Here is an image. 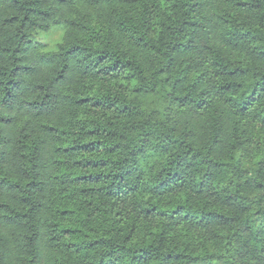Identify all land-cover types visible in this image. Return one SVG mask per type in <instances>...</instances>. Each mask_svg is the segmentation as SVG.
I'll use <instances>...</instances> for the list:
<instances>
[{"label":"trees","instance_id":"1","mask_svg":"<svg viewBox=\"0 0 264 264\" xmlns=\"http://www.w3.org/2000/svg\"><path fill=\"white\" fill-rule=\"evenodd\" d=\"M0 264H264V0H0Z\"/></svg>","mask_w":264,"mask_h":264},{"label":"rangeland","instance_id":"2","mask_svg":"<svg viewBox=\"0 0 264 264\" xmlns=\"http://www.w3.org/2000/svg\"><path fill=\"white\" fill-rule=\"evenodd\" d=\"M63 33L64 28L61 25H53L48 31H39L35 35L37 45L43 50L55 49L56 44L61 41ZM143 101H147V104L159 109L163 106L162 99L155 95H145Z\"/></svg>","mask_w":264,"mask_h":264},{"label":"clouds","instance_id":"3","mask_svg":"<svg viewBox=\"0 0 264 264\" xmlns=\"http://www.w3.org/2000/svg\"><path fill=\"white\" fill-rule=\"evenodd\" d=\"M4 115H15V111L3 113Z\"/></svg>","mask_w":264,"mask_h":264}]
</instances>
